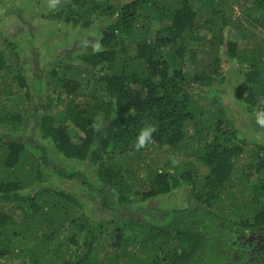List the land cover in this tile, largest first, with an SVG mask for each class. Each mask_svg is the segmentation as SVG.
<instances>
[{
  "label": "trees",
  "instance_id": "1",
  "mask_svg": "<svg viewBox=\"0 0 264 264\" xmlns=\"http://www.w3.org/2000/svg\"><path fill=\"white\" fill-rule=\"evenodd\" d=\"M253 1L264 8V0ZM233 13L219 0H125L116 5L61 0L45 14L85 27L96 21L104 25L101 51L80 52V62H61L50 70L47 85L56 97L48 99L63 111H44L37 125L41 139L68 162H90L119 203L145 202L186 185L197 206L175 208L152 225L126 218L94 220L76 193L37 189L45 177L42 160L25 143L0 136V264L21 256V243L30 248L29 264H264V145L246 149L220 99L228 75L241 72L234 95L244 113L264 108V51L255 47L258 32L250 31L258 27L264 32V10L246 26L234 23ZM233 29L239 37H230ZM201 39L206 52L197 73L180 61L198 52ZM6 41L9 57L0 51V125L20 128L30 86L15 67L23 65L18 44ZM231 64L247 71L233 70ZM208 99L220 108L203 110L201 101ZM206 114L211 117L207 124ZM97 117L103 122L100 132L92 127ZM145 126L156 131L148 146L136 151ZM191 131L200 142L207 175L157 169L141 176L132 168L130 161L140 166L143 152L153 144L182 153ZM35 149L47 157L45 143ZM103 204L108 206L105 199ZM67 231L71 234L64 239Z\"/></svg>",
  "mask_w": 264,
  "mask_h": 264
},
{
  "label": "rangeland",
  "instance_id": "2",
  "mask_svg": "<svg viewBox=\"0 0 264 264\" xmlns=\"http://www.w3.org/2000/svg\"><path fill=\"white\" fill-rule=\"evenodd\" d=\"M119 1L125 0H107L109 5H116V2ZM237 1L219 0L222 8L227 11L230 8L234 10L233 19L236 24L246 26L253 16H258L260 10H264L263 7L256 6L253 0H246L247 3ZM49 11L46 0H0V51H4L9 57V50L7 49L9 43L6 40L18 44L22 56L19 63L23 65H15V67L21 68V73L26 76L30 86V99L25 101L24 123L20 128L0 125V136L6 140L25 143L42 160L45 172L44 182L37 183L36 188L60 187L76 193L94 220L126 218L152 225L161 223L168 213L175 208H195L197 202L193 196L192 188L186 185L168 195H160L145 202L119 203L118 194L110 186L97 179L95 168L90 162H68L57 155L54 149L41 139L37 125L44 111L51 114H58L63 111L59 107V103L56 106L55 100L49 101L48 99L49 96L56 97L47 85V82H50V70L61 62L69 61L71 64L80 62L77 58L78 54L93 50L91 45L99 41L104 25V22L96 21L92 26L85 27L78 20L69 23L52 20L45 17ZM250 31L258 32L255 47L261 46V50L264 51V32L258 27L252 28ZM231 34V38L239 37V33L234 29ZM240 36H244V33H240ZM205 45V39L198 40V52L195 51L193 57L191 52L187 53L180 62L185 64L190 71L198 73L203 63L204 52H206ZM228 64L230 65V63ZM225 65H227L226 62ZM231 68L238 72L247 71L246 68L236 64H231ZM241 80V72L238 76L234 73L229 74L226 84L222 87L223 94L220 99L224 103L225 114L235 122V126L238 128L239 139L244 140L246 149H251L256 143L264 145V141L258 142L255 139L256 133L264 130L257 128L254 114L247 115L244 113L239 101L235 98L234 90ZM204 89L208 91L207 88ZM209 100L212 99H208L207 102L201 101L203 110L209 107L212 110L220 108ZM47 106L46 111L45 107ZM210 119L211 117L207 114L203 118L206 124L211 122ZM192 133L193 131L189 134L190 141L184 145L182 153H174L167 146L160 148L153 144L143 152L140 166L138 160H129L132 168L139 170L141 176H146L151 170L157 169L160 172L165 170L169 174L176 175L185 171L195 172L199 176L207 175L208 167L200 160V153H202L200 142L198 138H191ZM44 143L49 149L47 157L40 155V152L38 153L35 149ZM173 157L178 160L177 164H173ZM71 172H79L81 175L78 174L73 179L61 176V173L69 174ZM29 190L36 189L28 187ZM103 199L107 201V207L103 204ZM22 215L25 213L23 212ZM70 234V231H67L63 238H67ZM17 247L23 248L24 253L11 261L10 259H3L1 264H29L30 248L23 243L18 244ZM100 256L104 255L101 254Z\"/></svg>",
  "mask_w": 264,
  "mask_h": 264
},
{
  "label": "clouds",
  "instance_id": "3",
  "mask_svg": "<svg viewBox=\"0 0 264 264\" xmlns=\"http://www.w3.org/2000/svg\"><path fill=\"white\" fill-rule=\"evenodd\" d=\"M47 8L49 10L56 9L60 6L61 0H46ZM93 48V51L99 52L102 50V45L99 43V41L95 42L91 45ZM129 113L131 115L135 114V110L133 108L129 109ZM254 120L255 124L258 129L264 130V108H258L254 112ZM102 120L97 117V120L93 122V129L96 132H100L102 129ZM156 131L155 127L153 126H145L139 131V134L136 138V142L134 145V148L136 151H140L142 148H145L148 146V144L152 141L153 133ZM255 139L258 142L264 141V131H260L256 133ZM173 164H177L178 160L173 157Z\"/></svg>",
  "mask_w": 264,
  "mask_h": 264
}]
</instances>
